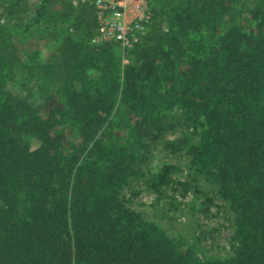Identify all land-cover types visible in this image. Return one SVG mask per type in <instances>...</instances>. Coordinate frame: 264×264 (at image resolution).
Returning a JSON list of instances; mask_svg holds the SVG:
<instances>
[{"label": "trees", "instance_id": "16d2710c", "mask_svg": "<svg viewBox=\"0 0 264 264\" xmlns=\"http://www.w3.org/2000/svg\"><path fill=\"white\" fill-rule=\"evenodd\" d=\"M56 2L42 0L33 23L67 26L60 60L34 51L24 62L60 83L42 108L9 90L17 47L0 29V264H264V2L163 0L128 64L116 45L90 43L91 7L64 0L63 14ZM245 9L248 25L237 20ZM177 119L192 132L164 150L188 156L229 206V258H199L122 196ZM176 170L163 167L152 190Z\"/></svg>", "mask_w": 264, "mask_h": 264}, {"label": "rangeland", "instance_id": "374dc122", "mask_svg": "<svg viewBox=\"0 0 264 264\" xmlns=\"http://www.w3.org/2000/svg\"><path fill=\"white\" fill-rule=\"evenodd\" d=\"M63 1L57 0L51 4H55L56 11L65 14L70 8ZM41 2L42 0H0V29L12 32L17 47L16 77L8 88L12 93L27 98L35 108L44 107L50 99L56 97L60 83L45 82L31 72L24 64L26 55L39 51L43 62L57 63L61 58L64 32L67 31V26L62 24L54 27L46 24L37 26L33 23L34 13ZM241 2L248 10L264 0ZM247 10L237 15V20L246 25L250 22ZM161 26L167 29L166 23H161ZM68 32L73 36L79 35L73 28ZM93 38L94 35L90 43L95 45ZM123 60L124 64H128L129 58L125 57ZM174 117L180 118V112L175 113ZM179 121L177 119L172 130L143 150V160L138 165L142 174L127 183L122 196L131 201V209L160 226L168 236L185 239L186 248L192 249L199 258H229L233 256L234 229V217L229 206L216 194L217 189L213 184L202 179L195 180L188 156L164 150L163 144L166 141H174L182 133L192 132ZM24 139L35 146L39 144L29 135H25ZM166 165H172L177 170L171 174V183L163 188L161 194H157L151 188V181ZM183 185L192 189L186 191Z\"/></svg>", "mask_w": 264, "mask_h": 264}, {"label": "built area", "instance_id": "2783aa9c", "mask_svg": "<svg viewBox=\"0 0 264 264\" xmlns=\"http://www.w3.org/2000/svg\"><path fill=\"white\" fill-rule=\"evenodd\" d=\"M163 0H71L75 7L94 11L95 45L114 44L123 57L140 44L149 32L154 7Z\"/></svg>", "mask_w": 264, "mask_h": 264}]
</instances>
